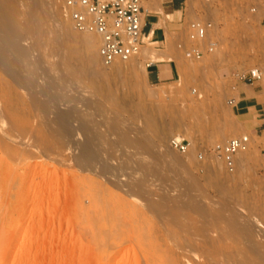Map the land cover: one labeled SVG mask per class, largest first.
Wrapping results in <instances>:
<instances>
[{
  "label": "rangeland",
  "instance_id": "374dc122",
  "mask_svg": "<svg viewBox=\"0 0 264 264\" xmlns=\"http://www.w3.org/2000/svg\"><path fill=\"white\" fill-rule=\"evenodd\" d=\"M164 20L180 75L155 83L149 44L105 67L63 0H0V264H264V152L252 138L229 174L210 151L250 135L228 101L235 72L264 71V0H186ZM197 20L213 30L192 60L178 45Z\"/></svg>",
  "mask_w": 264,
  "mask_h": 264
},
{
  "label": "built area",
  "instance_id": "2783aa9c",
  "mask_svg": "<svg viewBox=\"0 0 264 264\" xmlns=\"http://www.w3.org/2000/svg\"><path fill=\"white\" fill-rule=\"evenodd\" d=\"M185 2L183 0V4ZM63 3L65 14L75 31L99 38L98 53L103 66L126 63L140 54L146 43L143 0H63ZM212 30L213 23L210 21L197 20L190 23V45L181 43L178 48L188 59H201L204 54L201 43L209 40ZM215 46L216 42L210 41L207 51L212 52ZM233 76L237 78V82L250 84L264 79V73L259 67L235 72ZM235 101L233 97L228 104L232 107ZM252 138L251 135L233 137L216 144L210 151L217 154L222 159L225 170L233 174L237 170L239 156L249 151ZM169 145L184 155L189 154L192 147L189 140L179 137L172 138ZM198 157L203 159L204 154L200 153Z\"/></svg>",
  "mask_w": 264,
  "mask_h": 264
},
{
  "label": "crops",
  "instance_id": "0c3cea01",
  "mask_svg": "<svg viewBox=\"0 0 264 264\" xmlns=\"http://www.w3.org/2000/svg\"><path fill=\"white\" fill-rule=\"evenodd\" d=\"M182 4L183 0H143L144 33L147 40L144 46L149 44L147 49L151 50H147L146 55L152 57V63L148 65L152 67L149 71L152 82L171 81L180 75L177 62L162 57L165 53L160 52H163L161 46L167 41L168 31L171 30V26L164 20V14L177 15ZM233 97L236 100L231 108L234 116L241 128L250 133L255 144L264 152V79L253 84L238 81Z\"/></svg>",
  "mask_w": 264,
  "mask_h": 264
},
{
  "label": "bare ground",
  "instance_id": "6f19581e",
  "mask_svg": "<svg viewBox=\"0 0 264 264\" xmlns=\"http://www.w3.org/2000/svg\"><path fill=\"white\" fill-rule=\"evenodd\" d=\"M170 16V15H169ZM81 34V33H80ZM84 35V38H87V40H89V39H91L92 38V36H95V35H92V34H82V36ZM97 37V36H96ZM9 39L5 36V34H3L2 32H0V60L1 61H3V62H5V61H7L8 60V58H9V56L13 53V50H14V47H13V44H5L4 42H10V41H8ZM12 43V42H11ZM89 47V46H88ZM144 48V47H143ZM145 48H147V47H145ZM150 50V49H149ZM154 50V49H153ZM163 50V49H162ZM161 50V51H162ZM159 51V50H158ZM156 52V51H155ZM164 52V51H163ZM163 52H160V53H163ZM157 53V52H156ZM159 53V52H158ZM157 53V54H158ZM98 55H99V53H97ZM156 54V55H157ZM164 54V53H163ZM162 56V55H161ZM151 57V56H150ZM162 57H164V58H166V57H169V56H166V54H164ZM161 58V57H160ZM159 58V59H160ZM154 59V58H153ZM0 61V62H1ZM145 61H147V60H145ZM130 62V61H129ZM152 63V61L150 60V61H148L147 63H146V67L149 65V64H151ZM120 64H122V62L121 63H116V64H114V65H120ZM112 67V66H111ZM119 67V66H118ZM133 68V67H132ZM88 114V113H87ZM90 114H88V116H89ZM59 116V115H58ZM60 116H62V115H60ZM87 116V117H88ZM78 117V116H77ZM91 117H93V116H91ZM62 118V117H61ZM80 119V118H79ZM94 119V118H93ZM81 121H82V118L80 119ZM86 122V121H85ZM82 123V122H81ZM92 124H95L94 122L92 123ZM82 125V124H81ZM89 125H91V124H89ZM100 125V124H99ZM93 127V126H92ZM98 127V126H97ZM87 128V127H86ZM96 128V127H95ZM101 128V127H100ZM83 129V128H82ZM85 129V128H84ZM91 129V131L93 132L94 130H92V128H90ZM72 130V129H71ZM89 130V129H88ZM88 130H86V132L88 131ZM98 130V129H97ZM81 132H83V130H80ZM72 132V131H71ZM74 132V131H73ZM96 132V131H95ZM94 132V133H95ZM101 132V131H100ZM93 133V134H94ZM80 134V133H79ZM85 134V136H87L88 135V133H84ZM87 134V135H86ZM96 134V133H95ZM97 134H99V133H97ZM74 135V134H73ZM72 135V136H73ZM90 135H92V134H90ZM76 136V135H75ZM95 136V135H94ZM89 137V136H88ZM138 137V136H137ZM88 140H90L89 138H87ZM91 140H93L92 138H91ZM90 140V141H91ZM125 147V146H124ZM88 148V147H87ZM91 149V148H90ZM83 150V149H82ZM89 150V149H88ZM87 151V150H86ZM131 153V152H130ZM138 153V152H137ZM83 154V153H82ZM140 154V153H139ZM243 154H245V153H243ZM242 155V154H241ZM84 156V155H83ZM87 156H88V154H87ZM86 156V157H87ZM127 157V156H126ZM129 157V156H128ZM174 160V159H173ZM177 160V159H176ZM175 162V161H174ZM184 165V164H183ZM182 165V166H183ZM176 167V166H175ZM181 167V166H180ZM150 253V252H149ZM152 255V254H151ZM158 256V255H157ZM148 257V256H147ZM152 257H153V255H152ZM163 260V259H162ZM153 261V260H152ZM152 261H150L151 263H152ZM148 262V261H147ZM156 262V261H155ZM153 264V263H152Z\"/></svg>",
  "mask_w": 264,
  "mask_h": 264
}]
</instances>
